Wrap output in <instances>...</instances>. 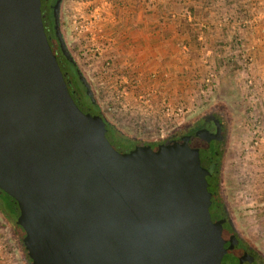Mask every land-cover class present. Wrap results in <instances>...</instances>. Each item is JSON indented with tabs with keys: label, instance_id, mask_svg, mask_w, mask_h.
Listing matches in <instances>:
<instances>
[{
	"label": "water",
	"instance_id": "95a60500",
	"mask_svg": "<svg viewBox=\"0 0 264 264\" xmlns=\"http://www.w3.org/2000/svg\"><path fill=\"white\" fill-rule=\"evenodd\" d=\"M210 174L188 142L118 151L74 100L42 0H0V190L30 264H243L212 220Z\"/></svg>",
	"mask_w": 264,
	"mask_h": 264
},
{
	"label": "crops",
	"instance_id": "0c3cea01",
	"mask_svg": "<svg viewBox=\"0 0 264 264\" xmlns=\"http://www.w3.org/2000/svg\"><path fill=\"white\" fill-rule=\"evenodd\" d=\"M118 1L114 19L110 17L114 28L105 30V40L114 47L104 50L98 65L103 80L127 86L131 103L149 91L180 106L201 97L204 78L215 71L214 97L247 106L249 117H261L264 127V0ZM250 148L243 181L253 190L250 183L258 179L264 195V144L258 153ZM234 187L231 195L238 191ZM1 248L0 264H7ZM19 254L25 264V249Z\"/></svg>",
	"mask_w": 264,
	"mask_h": 264
},
{
	"label": "rangeland",
	"instance_id": "374dc122",
	"mask_svg": "<svg viewBox=\"0 0 264 264\" xmlns=\"http://www.w3.org/2000/svg\"><path fill=\"white\" fill-rule=\"evenodd\" d=\"M116 1L118 0H114L112 4H108V0H62L61 2L60 35L77 68L72 76L74 88L82 101L89 103L87 86L101 117L121 135L146 145L163 143L174 135L183 134L206 116L219 118L224 124L225 141L219 158V174L213 177L214 183L218 178L222 204L237 235L264 261V195L259 192L261 186H258V179L255 178L256 182L250 183L253 190H250L249 185L247 186L243 181V161L248 147L250 146L254 153L259 151V148H255L254 145L256 136L250 126L252 123L249 121L248 107L230 103L227 97L222 95L214 97L215 87L212 97H198L196 100H192V97L191 103L187 100L181 101V105L189 108L183 116L176 118L173 124L163 113L161 108L163 99L160 97L154 98L150 109L140 99L131 103L129 97L125 96L128 93V87L109 85V82L103 80L104 72L100 68L101 65L98 66L101 64V57H104V50L114 47L112 40H105V30L115 25L112 24L114 20H110V17L115 15L114 10L119 7L117 5L119 1ZM93 14L96 16L94 19ZM74 16L81 24L93 19L90 32L77 34L73 24ZM139 86L138 83H134V88L137 87L139 90ZM148 93L153 97L149 91L141 92L140 96L147 97ZM178 102L169 100L170 105L174 107ZM126 145L128 149L132 148V144ZM207 161L208 159L203 156L205 165ZM234 186L238 191L231 195ZM6 213L12 216L11 220ZM17 218L13 200L0 190V244L3 245L4 249H1L7 256V264H23V259L20 260L19 257V250L22 251L25 248L22 232L16 225ZM25 254H27L26 250ZM25 264H30L27 255Z\"/></svg>",
	"mask_w": 264,
	"mask_h": 264
},
{
	"label": "flooded vegetation",
	"instance_id": "af4514ba",
	"mask_svg": "<svg viewBox=\"0 0 264 264\" xmlns=\"http://www.w3.org/2000/svg\"><path fill=\"white\" fill-rule=\"evenodd\" d=\"M61 2L62 0H42V13H43V21H44L46 34L49 38V43L52 47L54 54L57 57L58 63L64 74L68 88L71 91L74 100L76 101V103L78 104V106L81 108L82 111L99 117V115L96 114L97 106L91 94L89 93V99H90L89 103L83 102L81 97L79 96V93L76 91L72 83V76L74 74L73 72L75 71V69L77 71V68L76 65L73 63V61L70 59V55L68 54L67 50L63 49V45H62L63 43H61V41L58 39V36L56 34L57 31L60 32L59 8ZM55 13H57V18H58V28H56ZM77 74L79 76L78 72ZM216 119L213 121L211 120L208 124H205L200 128H196L195 125L190 130L183 133L181 136L179 137L173 136L172 138L166 140L163 143H158L153 145H143V146L140 145L132 149L124 148L120 152L128 153L140 147L146 148L149 151L156 152L159 150L161 151L165 150L168 147H172L174 145H179V144H183L184 142H188L191 148L198 151L199 156L201 158L202 166L212 171V174L208 175V178L214 177L217 171H219L218 163L222 151V145L223 142L225 141L224 124L221 121L220 123L217 122ZM105 122L107 126L108 122L106 120ZM204 129L210 132V135L212 137L210 140H207L205 137L198 134L200 130H204ZM107 134H108V129H107ZM203 156H205L208 159L206 163L207 165H205V163L203 162ZM210 210H211L212 220L214 222L221 223L224 238L226 240L234 239V241L236 242L234 248V254L238 258V260L242 259L241 261L243 262V264H264L262 258L259 255H257L256 252L251 247H249L247 244L244 243V241H242L239 238L231 220L227 216L224 207L220 205L219 202L216 201V204L212 205Z\"/></svg>",
	"mask_w": 264,
	"mask_h": 264
},
{
	"label": "built area",
	"instance_id": "2783aa9c",
	"mask_svg": "<svg viewBox=\"0 0 264 264\" xmlns=\"http://www.w3.org/2000/svg\"><path fill=\"white\" fill-rule=\"evenodd\" d=\"M105 1V0H103ZM109 3H114V0H108ZM107 4V5H108ZM93 19L96 18V16L93 14L92 15ZM76 17L74 16L73 19V24L75 25V32L77 34L81 33H88L90 32V29L93 27V19L85 22L84 24H81L79 22V19H75ZM249 62V59H248ZM250 64V62H249ZM216 81H217V73L215 71H210L208 75L204 78L203 80V87L201 89V97H212L214 94V90L216 87ZM248 85L253 86L254 85V80L249 79ZM140 101L144 103L145 106L148 107V109L152 108V103L154 100V97H151V94L148 93L147 97H139ZM256 100V99H255ZM161 108L163 110L164 115L166 116L167 120L171 123H175L174 120L176 118L178 119L181 115L183 116L184 113L188 110V108L184 105L180 106H172L169 103L168 99H163L162 100V105ZM252 110L255 111L256 108L254 106H251ZM252 124V129L255 134V140H254V145L256 146L255 148H261L262 145L264 144V127L262 126V121L261 117H257L255 115L250 116L249 120ZM249 126V124H248ZM3 248V246L0 245V248Z\"/></svg>",
	"mask_w": 264,
	"mask_h": 264
},
{
	"label": "trees",
	"instance_id": "16d2710c",
	"mask_svg": "<svg viewBox=\"0 0 264 264\" xmlns=\"http://www.w3.org/2000/svg\"><path fill=\"white\" fill-rule=\"evenodd\" d=\"M96 110H97V107H96ZM97 115H99V117H101V115L99 114L98 110L96 112ZM217 117L215 116H206L205 118H203L197 125H196V128H200L201 126L205 125V124H208L211 120H215ZM217 122L220 123V119L217 118L216 119ZM222 122V121H221ZM223 123V122H222ZM107 129H108V134H107V137L108 139L112 142L113 146L118 149L119 151H121L122 149L126 148L128 149L127 147V143H130L132 144V148H135L137 146H143V145H146V144H142L140 142H136V141H132L131 139L123 136V135H120L119 132H117V130L111 126L110 124L107 123ZM182 133L180 134H177V135H174V137H179L181 136ZM132 148H129V149H132ZM220 161V160H219ZM219 164V163H218ZM216 174H219V171H217ZM208 182L210 183V186H209V191L214 193V197L216 199L217 202L221 203L222 204V200H221V196H220V183L218 182V178H217V181L214 183V179L213 177H210L208 178ZM12 199V198H11ZM15 206H16V210H17V216H19V209H18V206H17V203L15 202L14 199H12ZM223 206V204H222ZM7 214V213H6ZM9 219L11 220L12 219V216L10 214H7ZM16 223V222H15ZM17 227L21 230L22 232V241L24 239V236H25V232L23 231V229L16 223ZM24 245V244H23ZM25 248V246H24ZM26 250V249H25ZM27 252V251H26ZM27 255V258H28V261L30 263V259L28 257V254Z\"/></svg>",
	"mask_w": 264,
	"mask_h": 264
}]
</instances>
